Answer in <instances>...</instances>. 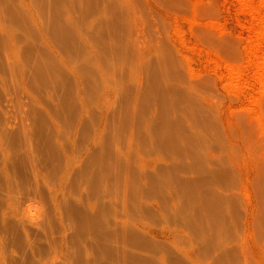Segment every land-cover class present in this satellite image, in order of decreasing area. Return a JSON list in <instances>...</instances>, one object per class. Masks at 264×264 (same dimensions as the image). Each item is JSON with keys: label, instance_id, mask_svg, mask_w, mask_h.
<instances>
[{"label": "rangeland", "instance_id": "rangeland-1", "mask_svg": "<svg viewBox=\"0 0 264 264\" xmlns=\"http://www.w3.org/2000/svg\"><path fill=\"white\" fill-rule=\"evenodd\" d=\"M10 2L17 9L24 7L21 13H16L13 17L7 16V11L3 13L0 2V19H3H1L3 25L7 24L10 27L15 42L16 61L28 58L29 52L25 43L36 41L42 43L44 40L34 25L33 19L43 22L48 39L54 47L62 48V53L64 44L55 36V11L73 8L76 14L80 13V20L87 19L91 23L95 21V16H89L88 12L93 0H79L73 3V6L68 5L67 1L54 0H10ZM97 7L101 15L115 16L117 7L123 11L127 26L125 34L128 47L127 53L123 55L115 49L102 52L99 48L100 39L95 29L88 34L86 24L85 28L82 22L75 25V28L79 27V31L82 28L81 32L84 29L86 31L85 38L81 41L77 39L80 47H85L86 50L77 47L81 50L77 52L80 54L83 51L84 56L87 52L85 59L90 58L92 68L90 70L93 74L89 73V69H86V72L81 70L79 77L83 78L87 73L88 78L85 79V76L83 79L86 81L82 80V84L86 86L88 83L91 88L86 86L87 109L78 127L82 102L75 95L77 92L73 93L72 85L76 83L71 84L73 79V82L77 81L70 71L69 75L73 77L72 79L66 76L68 73H62L67 77L64 81L71 84L70 88V84L67 87L76 97L72 96L71 101L68 100V105L63 106L60 102L53 107L56 112L53 117L57 119L59 125L56 146L62 153L71 147V141L75 142L76 154L79 153L81 157L75 167L79 173L87 165L85 155L87 138H94L95 142L91 148L97 162L94 165L96 168L91 184L83 181L84 176H74L66 184L67 197L62 201L63 227L66 234H69L68 239L74 237L75 233L82 234L76 235L79 243L74 239L75 237H72L73 240L70 239L71 243L75 241L72 244L74 247L69 251L70 256L68 254L67 257L60 258V264L78 263L75 255L78 253L85 255V252L76 251V248L82 246L80 241L83 240L82 243L85 246L87 242L90 245L94 235L99 232L94 234L97 224L95 223L94 228L90 216L87 215V212L90 213L89 204L93 199L91 197L95 198V194L101 196L106 193L103 196L107 201L108 209H104L106 212L103 211L101 222L105 220L107 223H112L116 214L128 226L135 227L140 221L149 226L174 227L170 218L162 215L146 213L143 217L141 206L147 207L153 200L139 193H132V190L141 184L138 173L142 165L140 157L149 155L155 158L158 165H163L161 158L168 157V154L177 148L175 145H179L178 142L167 145L158 144L157 138L166 130L162 126L161 119L171 113H174L182 124L178 136L180 137L181 132H185L184 135H189L193 141L191 144L187 143L188 152L193 151L200 159L210 158L211 162L218 167L217 159H224L227 162L228 168L226 167L225 170L222 168L226 179L219 184L225 187L219 186L218 183L211 187L215 192L228 189L226 194L234 187H239L232 208L221 202V207L225 205L222 210L232 213L234 209L233 218L240 225L244 215V202L251 208V230L248 233L240 226L232 228L230 218L226 228H215L214 233L217 237L226 236L237 239L240 248L234 264H264L262 210L264 206V173L262 175L264 167V0H171L170 3H165L163 0H101ZM65 17L68 18V16ZM107 40L109 41L108 38ZM70 43L72 46V42ZM77 43L75 44L78 46ZM151 47H156L155 51L147 53L145 50ZM82 53L78 55L82 56ZM64 54L74 55L75 51L71 49ZM64 71H66L65 68ZM62 74L56 73L55 79L63 78ZM15 82L18 84V79ZM16 83L13 84V80L7 83L14 97L9 107L12 119L20 130L23 129L32 137L34 129L36 130L35 118L47 122L49 121L47 118L50 117L44 111L39 113L42 109L36 107L37 115L34 118L29 100L20 97ZM155 83L169 84L180 91L170 90L163 94L154 88L152 90ZM103 89L108 90V96L105 93L107 96L105 106H103L104 98L101 96ZM5 90L3 86L0 87V95L3 97H5ZM73 98L77 102L75 107ZM74 111L76 117L78 115L77 118L74 117ZM197 118H204L207 123L202 124ZM39 125L43 128L41 123ZM146 127L149 128L148 132L145 131ZM77 128L78 132L75 133L74 130L76 131ZM140 132L147 141L140 136ZM187 171V176H195V169L189 168ZM171 174L175 176L173 171ZM201 183L202 185L197 184L193 191L196 190L199 195L203 196L205 193L208 196V185ZM174 195H176L174 203L180 200L176 206L181 215L188 217L194 215L199 218V216L203 217L205 212H208L207 215L212 214L209 211L210 208L214 209L213 211H219L216 209L219 206L212 208V204H208L211 207L207 205L208 202L200 210V204L193 200L189 189L180 188L179 193L176 192ZM133 200H138L139 205H133L131 203ZM29 203L30 215L38 217L43 214L49 231L50 217H48L47 202L41 204L39 200L34 199ZM37 206L40 211L35 210ZM164 208L167 211H173V203L168 202ZM164 208L161 206L163 215H167ZM222 210L220 209L221 212ZM202 220L199 223L203 226L202 228H206L209 221ZM229 226L231 230L227 232ZM191 229H184L181 235L176 236L178 242L183 243L184 247L178 245L176 248L171 245L166 246L169 251L161 249L166 253L162 259H157L158 264L173 263L174 260L169 257L170 254L183 259L182 252L187 247L195 248L197 259L201 264H212V260L202 253V249H199L204 246L206 243L204 239L209 236L206 229L197 231ZM84 234H87L85 240L84 236L81 237ZM112 243L113 247L117 244L113 241ZM129 249L132 250L134 247L129 246ZM155 249L152 251L155 253L149 251L140 253L146 258L151 259L152 256L159 258L162 251L160 248ZM102 250L107 252L105 249ZM178 251H181V254ZM103 252H98L103 254L102 263L115 264L116 258H112L115 261L112 262V259L108 258V252L105 253L107 256ZM109 257L112 256L109 254Z\"/></svg>", "mask_w": 264, "mask_h": 264}, {"label": "bare ground", "instance_id": "bare-ground-1", "mask_svg": "<svg viewBox=\"0 0 264 264\" xmlns=\"http://www.w3.org/2000/svg\"><path fill=\"white\" fill-rule=\"evenodd\" d=\"M54 1H67L68 5L71 4L73 6V3H77L79 0ZM99 1L101 0H93L92 5L88 8L89 16H95V21H92V23L87 21V19L80 20V13L76 14V10L73 8H67L64 11H55V36L63 42L64 52L72 49L73 52L75 51L74 55H63L62 48L58 47V49L56 46L54 47L48 39L43 22H40L38 19H33L34 25L38 28L44 40L42 43L40 41L25 43L27 51L29 52L28 58L16 61L15 42L12 38L10 27L7 24L3 25V19H0V87L3 86V90L7 89L5 90V97L0 95V264H60V258L63 256L67 257L70 249L74 247L72 244L75 241L72 243L70 241L73 236L71 235L72 237L70 236L71 238L68 239L69 234H66L63 227L62 201L67 197V192L65 191L66 184L74 176H84L83 181L85 180L87 184H91L90 182L93 181L96 168L94 165L97 159L94 157L95 153H93L91 146L94 144L95 139L91 137V139L89 137V139L87 138V145L85 147L87 165L79 174L75 170V167L81 157H79V153L76 154L75 142L71 141V147L65 149L62 153L56 146L58 142L56 133L59 132V125L57 119L53 117V114L56 113L53 107H56L60 102L63 106L68 105V100L71 101L73 96L69 88L71 84L76 83L72 85V87H75H73V93L75 94L77 92L75 95L82 102L81 115L79 112H76L79 114V117L77 115L79 118L78 127L87 109L85 105V91H87L86 86L88 88H91V86L87 82L86 86L82 84L83 78L85 76V79L88 78L87 73L85 76L82 75L84 76L83 78H80L79 74L86 72V69H89L88 71H90L89 73L91 75L93 73L91 71L90 58L85 59L87 52L85 51V56L82 53L83 51L80 54L77 52L80 50L78 49L80 44L77 42L85 38L84 32H86L85 29L81 32L83 30L82 27L81 31H79V27L75 28L77 23H84V28L86 24L88 34L92 33V29H95L100 39L99 48L102 52L115 49L121 55L127 53L125 14L117 7L115 9V16L101 15V11L97 7ZM163 1L165 3L171 2V0ZM0 2L2 3V11L3 13L7 11V16L13 17L14 14L21 13V9H24L23 6H21V9L19 7L17 9L10 0H0ZM65 16H68V18ZM70 42H72L73 47ZM75 43L79 45L77 46ZM86 45L88 46V44ZM155 48L151 47L145 51L151 53L155 51ZM81 49L86 50L85 47ZM81 53L83 55L79 56ZM56 60L59 62L57 63ZM64 68L68 72L64 71ZM69 71L75 76L77 82H73L74 79L73 81L69 79L72 83H68L70 84L68 88V84L64 81V78H73L69 75ZM79 71L81 72L79 73ZM63 72H65L64 74L68 73L69 76L66 74V77L62 74ZM56 73L62 74L63 78L56 80L54 77ZM16 79H18V84L15 82ZM89 79H91L90 76ZM10 80H13V84H17L18 92L21 94L20 97L29 100L28 103L31 104V110L33 111L31 114L34 118L37 115L36 107L42 109L39 113L44 111L50 117L47 118L49 119L47 122L45 120L39 121L38 118H35L36 130L34 129L32 137L23 129L20 130L12 119L9 107L14 97L11 95L10 87L7 86ZM153 88L156 91H161L163 94H166L170 90L174 92L180 91L177 87L161 83H155L152 90ZM105 93L108 96V90H104L101 94L102 98H104L103 106L107 103ZM75 103L77 104V102L74 101V107ZM74 115L76 117V114ZM197 119L202 124L207 123L204 118ZM38 123H41L43 128ZM161 123L166 130L157 138L158 144L167 145L178 142L179 145H175L177 148L168 154V157L161 158L163 165H158L155 158L149 155L147 157H140L142 165L138 169V173L141 184L136 186L132 190V193H139L141 196L153 200L152 204H149L147 207L141 206L143 217L146 216V213L162 215L170 218L174 227L149 226L140 223V221L137 222L135 227L128 226L116 214L114 215V221L112 223H107L105 220L101 222V218L104 212H106L104 209H108L107 201H105V196H103L106 193L101 194V196L95 194V198L94 196L91 197L93 199L89 204L90 213L87 212V215L90 216L91 222L94 223H92L94 228L97 224L98 228L96 227L97 231L95 230L94 234L95 232H99L94 235L93 242L91 244L89 242L90 245L87 242L85 246L82 243L83 240L80 238L82 240L80 243L83 247L75 248L76 251L85 252V255L76 254L75 259L77 258L78 263L75 264H103L104 262L102 263L101 261L103 254L98 253L103 252L102 249L108 252V258H116V262L113 259L111 260L115 264L129 262L136 264H158L157 259H162V256H165L166 253L161 249L168 250L167 247L171 245L176 248H178V245L183 246V243L178 242L176 236L184 229L191 228L194 231L206 229L209 236L205 239L203 236L206 243L199 249H202V253H205L207 258L212 260V264H234V259L240 248L239 244H237V239H231V237L226 236L217 237L214 231L215 228H226L230 218L232 228L240 226L248 233L251 230L250 206L244 202V215L240 221V225L233 218L232 214L234 213V209L232 213H229L226 209L224 212L222 208L225 205L228 204L232 208L235 198L238 195L239 186L229 190L227 194L226 191L228 189H224L223 192H215L211 186L215 183L219 185L225 181L226 174L224 170L228 168L226 166L227 162L224 159H217L218 167L214 162H211L210 158L200 159L195 156L196 154L193 151L188 152L187 143L191 144L193 141L189 135H184L185 132H181L180 137L178 136L182 129V124L174 113L162 118ZM148 130L149 128L146 127L145 131L148 132ZM74 132L77 133L78 128ZM140 136L147 141V138L141 132ZM189 168L195 169V176H187V169ZM262 170L263 175L264 167ZM172 171L175 176H172ZM201 182L205 183V186L208 185V196L205 193L202 196L196 193V190L193 191L197 184L202 185ZM221 187H225V185ZM180 188L189 189L193 200L200 204V210L208 202L207 205L212 204V208L219 206L216 209L219 211L221 209L223 212L213 211L214 209L210 208L211 205H208L210 206L209 211L212 214L209 213L207 215L208 212H205L204 216H199V218L194 215H190L189 217L181 215L176 206L180 200L174 203L176 196L174 194L176 192L179 193ZM34 199L39 200L41 204L46 201L49 206V231L46 228L43 214L38 217L30 215L29 202ZM181 200L184 202L183 199ZM168 202L173 203V211H167L164 208ZM221 202L225 203L223 207L220 206ZM131 203L133 205H139L138 200H133ZM161 206L167 215H163ZM262 210L264 216V206H262ZM202 219H205L206 222L209 221L206 228H202L203 226L199 223L203 221ZM230 230L231 226L227 228V232ZM77 234L75 233V238H73L78 242L79 239H76ZM81 234L79 233L78 236ZM86 235L84 234L81 237L83 238ZM78 236L77 238H79ZM112 241L117 243L114 247L112 246ZM129 246H133L134 249H129ZM155 248H160L162 251V255L160 254L159 258L154 256L151 259L146 258L140 253L145 251L152 252ZM107 252L103 253L105 254ZM194 252L195 248L187 247L182 252L183 259L175 254H170L169 257L174 260L171 264H201L197 259V252ZM178 253L181 254V251H178ZM109 254L112 257H109ZM104 264L107 263L105 262Z\"/></svg>", "mask_w": 264, "mask_h": 264}, {"label": "clouds", "instance_id": "clouds-1", "mask_svg": "<svg viewBox=\"0 0 264 264\" xmlns=\"http://www.w3.org/2000/svg\"><path fill=\"white\" fill-rule=\"evenodd\" d=\"M35 210H36V211H40V209H39V207H38V206L36 207V209H35Z\"/></svg>", "mask_w": 264, "mask_h": 264}]
</instances>
